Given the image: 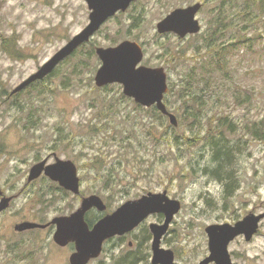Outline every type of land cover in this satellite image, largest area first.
I'll list each match as a JSON object with an SVG mask.
<instances>
[{
  "label": "rangeland",
  "instance_id": "1",
  "mask_svg": "<svg viewBox=\"0 0 264 264\" xmlns=\"http://www.w3.org/2000/svg\"><path fill=\"white\" fill-rule=\"evenodd\" d=\"M225 1L246 7L253 0H138L110 18L93 37L104 47L114 40L138 41L146 49L144 64L165 67L173 91L169 106L178 121L173 126L169 119H157L151 107L140 109L133 99L124 98L121 85L113 84L109 89L96 86L94 77L101 65L98 56L93 58L91 69L81 75L72 74L75 61L71 60L60 64L58 73L42 85L13 95V89L87 26L90 9L85 0H0V192L15 196L0 214V264H70L72 247L57 245L54 233L20 234L14 227L23 221L47 222L67 214L91 194L110 204L108 212L148 192L167 191L171 198L180 200L181 211L162 241L164 248L174 251L175 264H198L209 255L207 226L234 224L249 214H264V138L245 130L246 124L264 122V15L246 25L234 14L239 6L230 13L236 22L230 38L240 41L242 36L243 42L229 56L230 77L211 72L205 76L206 85L195 83L189 89L202 98L197 119L188 118L177 95L186 84L182 77H202L197 62L202 63V55L208 60L206 37L216 8ZM195 2L204 3L197 16L202 24L199 33L180 38L157 31L158 22L171 11ZM255 12L259 13L253 7L251 14ZM5 38L15 39L24 56L6 53ZM164 46L186 51V59L168 62L162 56ZM47 86V92L39 95ZM103 98L115 107L118 121L125 113L133 117V133L124 132L120 137L112 132L110 118L99 115ZM220 117L238 125L235 132L222 128L230 144L238 146L231 157L235 182L229 194L225 180L205 171L214 164L212 150L202 137L210 123L219 122ZM162 121L166 126H161ZM120 140L130 158L135 152L139 158H122L118 164L116 143ZM53 155L77 165L79 195L57 194L49 179L28 183L35 162ZM108 173L115 176L109 182ZM158 220V216H150L137 232L141 240L137 245L146 254V264H152V242L142 237L147 235L145 228ZM116 246L114 242L106 244L103 253L89 264H116L119 256L134 249L128 240L122 247ZM229 252L234 264H264V217L254 237L250 241L236 237Z\"/></svg>",
  "mask_w": 264,
  "mask_h": 264
},
{
  "label": "water",
  "instance_id": "2",
  "mask_svg": "<svg viewBox=\"0 0 264 264\" xmlns=\"http://www.w3.org/2000/svg\"><path fill=\"white\" fill-rule=\"evenodd\" d=\"M135 1L137 0H86L90 9L87 26L11 93H17L35 81L43 80L82 44L88 42L108 19L120 11H126ZM201 7L202 4L197 2L174 9L158 22L157 31L160 34L175 33L181 38L200 32L201 23L196 16ZM96 52L102 62L95 74V84L98 87L119 83L123 86L126 96L145 107L156 106L159 111L169 117L173 125L178 124L176 115L168 110L164 101L165 94L169 90L168 74L163 66L152 67L142 64L144 50L139 42L125 39L114 46H99ZM42 173L58 182L66 190L76 195L81 193L78 168L72 160L57 157L52 164H46V160L40 161L31 167L28 181L37 179ZM0 195V213H2L10 206L13 197L6 196L3 192H0ZM181 207V201L171 198L167 191L148 192L140 198L124 202L112 213H107L90 226L86 220L87 213L93 208L100 212L107 209L100 195L91 194L84 196L78 209L71 214L56 216L51 220V223L57 227L53 239L60 246L75 244V250L69 257L70 264H88L101 255L103 244L107 239L126 234L148 216L162 213L165 216L163 223H150L153 234L152 264H175L174 251L162 247L161 244ZM263 217L264 214H249L234 224L207 226L209 255L198 264H234L229 252L230 243L241 235L246 241H250L258 232ZM46 226L47 224L23 221L16 224L14 229L24 231Z\"/></svg>",
  "mask_w": 264,
  "mask_h": 264
},
{
  "label": "trees",
  "instance_id": "3",
  "mask_svg": "<svg viewBox=\"0 0 264 264\" xmlns=\"http://www.w3.org/2000/svg\"><path fill=\"white\" fill-rule=\"evenodd\" d=\"M239 6V4L237 5ZM236 4H227L225 2H221L220 5L216 8L214 22L212 25V29L209 31L207 39L208 44V51L209 56L208 60L205 58L207 56L202 55V63L197 62L196 68H201L202 70V77L196 78L195 76L190 75V79H188L187 75L182 77V81H186V84H184L178 89L177 95L179 97V100L183 102V105L185 109L188 111V118L191 119H197L198 113L197 111L200 110V106H202V98L197 93L189 92V89L196 83V86L200 85L202 83V86L206 85V77L211 72L213 73H220L221 75H227V77H230V62H229V56L239 48L240 43L243 42V38L241 36V40H237V38L233 37L230 38V34L233 29L236 30L235 25V19H230V13H234L235 8L237 7ZM255 7L258 9L259 13L255 12L254 14H251L252 8ZM122 14V13H121ZM236 17H241V21L243 20V23H247L246 25L250 23H254L258 21V17H261L264 15V0H253L250 3L248 2L246 7L239 6L235 13ZM134 19H137L134 18ZM248 27L242 28L243 31H245ZM241 34V32H239ZM120 35V32H118ZM122 40V39H120ZM120 40H114L111 45H114L118 43ZM238 42V43H237ZM98 47V43L92 38L90 41L84 43L81 45L73 54H71L67 59H65L63 63H66L68 61H75L74 62V68L72 70V74L74 75H81L84 70H90L93 58L97 56L96 54V48ZM4 51L8 53L9 55L21 58L24 56V54L21 52V50L17 46V42L15 39L11 38H5L4 39ZM164 52L163 55L168 62H175V61H183L187 57V52L183 50H175L171 49L170 47H163ZM146 51V49H145ZM208 55V54H207ZM76 59V60H74ZM61 64V65H62ZM201 66V67H200ZM59 71V68L55 69L50 75H48L45 79L41 81H37L30 86H28L25 90L22 92L29 90L33 87H37L38 85H42L45 81H48L50 78L55 76ZM67 80L69 77H66ZM196 78V79H195ZM169 81V85H170ZM69 85V84H68ZM110 85H106L104 87H100L102 89H109ZM47 87H43L38 91L39 95H43ZM171 86L169 88V91L165 95V102L170 111L171 108L169 106V100L171 94L173 91H171ZM20 92V93H22ZM19 93V94H20ZM202 95L203 93V87L201 89ZM206 93V91H205ZM124 98H129L125 97ZM103 103L99 107V115L104 118H110L109 120V126L112 127V132H114L116 135H119L122 137L124 132L133 133L134 132V124L133 117L130 116L128 113H125L120 121L117 120L118 113L116 110H114V106H112L110 103L106 102V99H102ZM110 104V105H107ZM140 109L145 108L144 106L137 104ZM194 106V107H192ZM151 112L157 117L159 120L168 119L166 115H164L162 112H160L155 106H152L149 108ZM219 122L210 123L209 130H205V134L202 137V141H205L207 145L212 150V159L211 162L214 164L213 167L207 166L205 171L215 177L219 180H225L226 181V191L229 194L230 190H232V187L235 182V178L232 173V160L231 157L233 156V151H235V148H238L237 145H231L229 142V139L225 138L224 134L225 131L222 129L224 126L228 128L229 131L235 132L236 125L233 120H228L226 117H220L218 119ZM163 122V121H162ZM165 124L164 122L161 123V126ZM166 126V124L164 125ZM168 127L172 126L168 124ZM160 128V127H159ZM241 128V125H240ZM245 130L248 134H252L253 136L259 137L263 136L264 138V122L258 123H249L245 125ZM189 140L191 139L188 137ZM155 139L157 140L158 137L155 135ZM180 137L177 135L176 140H179ZM178 142V141H177ZM197 142V141H196ZM124 146L122 145L121 140L116 143V149H117V163L120 164L121 159L124 158L125 160H132L139 158L137 155V152L133 153L134 157L130 158L129 152L124 151ZM116 168V165L113 166ZM117 171V169H116ZM112 175V178H109V176ZM115 176H113L112 173H108L107 176V182H109V179H114ZM111 184V183H110ZM65 194V189H63ZM108 208H110V204L107 203ZM109 210V209H108ZM95 210H92L87 215V221L90 225H92L97 219H99L102 216V213L98 215L94 212ZM140 249V247H139ZM137 250L136 252H128L124 255H121L117 258L116 264H146L148 263L142 250Z\"/></svg>",
  "mask_w": 264,
  "mask_h": 264
},
{
  "label": "flooded vegetation",
  "instance_id": "4",
  "mask_svg": "<svg viewBox=\"0 0 264 264\" xmlns=\"http://www.w3.org/2000/svg\"><path fill=\"white\" fill-rule=\"evenodd\" d=\"M56 158H57L56 155H53L51 157L49 156V157L44 158L42 160L36 161L35 164L38 163V162H40V161H43V160H46V164H52V163H54L56 161ZM29 172H30V170H29ZM39 178L40 179H49L51 183L55 184V186H56V189L55 190H56V193L57 194L62 195L64 193L63 188L59 185V183L53 181L52 179H50L44 173H42L41 176H39L37 179H39ZM37 179L33 180V182L36 181ZM28 183H32V181H28ZM68 193H70V192L68 190H65V194H68ZM14 199H15V196H14ZM76 209H78V206L73 211H71V212H69L67 214H71ZM92 210H94V209H92ZM112 212L113 211H110L109 213H112ZM67 214H63V215H67ZM88 214H89V212L87 213V215ZM87 215H86V220H87ZM155 215L159 217V220L156 221V222H158V223H163L164 222V215L163 214H155ZM59 216H61V215H59ZM147 219L144 222H142L139 226H137L135 229H133L132 231H130V232L126 233V234H123V235H116V236L108 239L105 242L104 247H105L106 244H108L110 242H114L115 244H117V246L115 248L122 247V245L125 243L126 240H128V245H129L130 248H134V245L135 244L136 245L138 244L140 246L141 240H139L140 236H139V234L137 232L140 231L141 227L147 222ZM33 222H37V223H40V224H47V226L44 227V228H33V229L24 230V231H16V230L15 231L17 233H20V234L28 233V232H34V231H40L42 234H44V233H51L52 234V233H55V231L57 229L56 225L53 224V223H51V220H49L47 222H40V221H33ZM145 230H146L145 232H147V235H145L144 237H142V239L143 240L145 239L147 242H149L151 240V242H152V240H153V234L151 232L150 225H149V227L145 228ZM53 236H54V234H53ZM131 237L132 238H135V239L133 241L129 240V238H131ZM66 246L72 247V252L75 250V244L74 243H69ZM139 246L138 247H135L134 249H132L130 251L136 252L139 249ZM151 246H152V244H151Z\"/></svg>",
  "mask_w": 264,
  "mask_h": 264
}]
</instances>
